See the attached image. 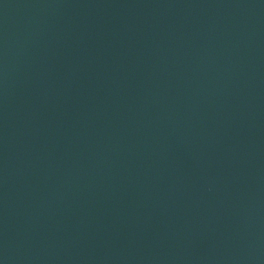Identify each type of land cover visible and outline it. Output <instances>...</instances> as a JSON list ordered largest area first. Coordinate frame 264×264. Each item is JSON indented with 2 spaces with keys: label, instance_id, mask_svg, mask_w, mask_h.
Wrapping results in <instances>:
<instances>
[{
  "label": "water",
  "instance_id": "obj_1",
  "mask_svg": "<svg viewBox=\"0 0 264 264\" xmlns=\"http://www.w3.org/2000/svg\"><path fill=\"white\" fill-rule=\"evenodd\" d=\"M0 264H264V0H0Z\"/></svg>",
  "mask_w": 264,
  "mask_h": 264
}]
</instances>
